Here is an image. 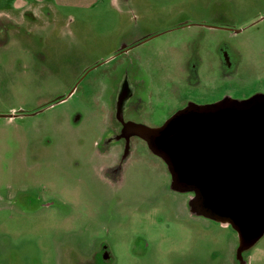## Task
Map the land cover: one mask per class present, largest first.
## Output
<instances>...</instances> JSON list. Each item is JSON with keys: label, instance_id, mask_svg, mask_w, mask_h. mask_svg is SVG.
I'll list each match as a JSON object with an SVG mask.
<instances>
[{"label": "rangeland", "instance_id": "obj_1", "mask_svg": "<svg viewBox=\"0 0 264 264\" xmlns=\"http://www.w3.org/2000/svg\"><path fill=\"white\" fill-rule=\"evenodd\" d=\"M11 3L0 0V264H264V237L241 259L235 229L196 213L195 193L173 189L166 163L143 141L112 180L114 161L102 152L108 111L103 97L99 106L85 98L86 81L110 71L119 79L125 64L171 71L191 61L197 34L209 51L223 44L264 94V0L34 11ZM215 36L219 45L210 46ZM166 114L157 107L150 125Z\"/></svg>", "mask_w": 264, "mask_h": 264}, {"label": "water", "instance_id": "obj_2", "mask_svg": "<svg viewBox=\"0 0 264 264\" xmlns=\"http://www.w3.org/2000/svg\"><path fill=\"white\" fill-rule=\"evenodd\" d=\"M189 114V119L187 115ZM196 213L231 225L240 253L264 237V94L190 104L161 128L135 127Z\"/></svg>", "mask_w": 264, "mask_h": 264}, {"label": "flooded vegetation", "instance_id": "obj_3", "mask_svg": "<svg viewBox=\"0 0 264 264\" xmlns=\"http://www.w3.org/2000/svg\"><path fill=\"white\" fill-rule=\"evenodd\" d=\"M206 29L210 32L217 29L230 31V29H219L213 26ZM231 32L237 35L242 31L232 30ZM217 36L212 37L213 43H210V46L219 45L220 37ZM203 37L204 34L193 36L189 41V49L192 50L191 61L189 58L186 61H179L171 71L161 69L154 71L148 66L142 68L139 63L130 69L128 64H125L119 79L113 71H110L99 78L86 81L87 102L88 99L97 101L103 97L101 100L108 111L111 129L105 134L102 152L114 161V165L108 169L107 173L112 180H117L121 176L123 163L130 155L135 141L137 143L143 141L150 150L148 143L137 134L135 127L161 128L178 113L188 109L190 104L205 106L226 98L244 101L261 94L258 90L254 91L252 85L248 86L250 84H247L244 77L239 74L237 63L232 58L233 53L225 51V48L221 46L223 44L214 52L209 51L208 48L204 49V46L201 47ZM200 48L202 51H199ZM130 51L131 49L124 48L121 54H128ZM141 63L144 64V62ZM93 69L95 67L87 70L80 77L82 79L79 83L86 80ZM64 100H66L65 97L56 99L36 112L39 113ZM96 103L99 106L100 102ZM157 107H164L167 114L159 126H153L150 125L151 119ZM22 115L23 113H16L5 117L16 118ZM187 117L189 119V114ZM150 152L162 159L151 150ZM169 175L172 180L170 172ZM248 250L240 253L239 249L241 259Z\"/></svg>", "mask_w": 264, "mask_h": 264}, {"label": "crops", "instance_id": "obj_4", "mask_svg": "<svg viewBox=\"0 0 264 264\" xmlns=\"http://www.w3.org/2000/svg\"><path fill=\"white\" fill-rule=\"evenodd\" d=\"M116 0H12L11 7L13 9H32L36 10L42 5H52L60 7H69L73 9L90 10L95 7H104L107 4L110 7L118 8L115 5Z\"/></svg>", "mask_w": 264, "mask_h": 264}]
</instances>
